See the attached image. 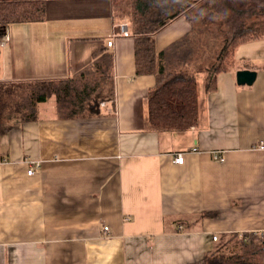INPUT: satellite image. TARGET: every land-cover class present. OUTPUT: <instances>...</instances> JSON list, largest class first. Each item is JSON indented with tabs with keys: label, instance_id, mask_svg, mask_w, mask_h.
<instances>
[{
	"label": "crops",
	"instance_id": "1",
	"mask_svg": "<svg viewBox=\"0 0 264 264\" xmlns=\"http://www.w3.org/2000/svg\"><path fill=\"white\" fill-rule=\"evenodd\" d=\"M112 5L47 0L45 20L0 26V82L70 78L104 46L115 87L98 117L61 120L52 98L0 135V264H199L226 235L264 233V61L196 71L199 125L152 130L157 77L137 75ZM191 28L174 21L157 51ZM243 69L257 71L252 86L236 83Z\"/></svg>",
	"mask_w": 264,
	"mask_h": 264
},
{
	"label": "trees",
	"instance_id": "2",
	"mask_svg": "<svg viewBox=\"0 0 264 264\" xmlns=\"http://www.w3.org/2000/svg\"><path fill=\"white\" fill-rule=\"evenodd\" d=\"M112 4L114 21L127 22L134 39L137 75L157 77L147 100L146 123L152 130L186 132L199 125L201 87L196 71L208 72L213 66L215 75L237 70V48L264 38V4L239 0H112ZM46 7L47 0H0V26L43 21ZM180 18L191 23L190 32L158 52L156 35ZM113 60V53L101 46L91 64L70 78L0 82V135L14 127L12 122L38 120L39 105L52 98L61 120L98 117L102 103L115 100ZM204 62L208 64L202 67ZM199 264H264V233L226 235Z\"/></svg>",
	"mask_w": 264,
	"mask_h": 264
},
{
	"label": "rangeland",
	"instance_id": "3",
	"mask_svg": "<svg viewBox=\"0 0 264 264\" xmlns=\"http://www.w3.org/2000/svg\"><path fill=\"white\" fill-rule=\"evenodd\" d=\"M239 2L242 3H250V4H258V5H262L264 4V0H239ZM105 38V37H104ZM106 39V38H105ZM102 39L101 41L105 40ZM235 59H236V66L238 68V66L242 67V66H252L254 65V63L256 62H262L264 61V38L262 39H258V40H253L251 42H247L244 43L242 45H240L237 48V51L235 53ZM208 64V62H204L201 66L205 67ZM198 65H200L198 63ZM214 67L213 66L211 68L209 72V75L212 73L214 74ZM192 68H194V66H192ZM198 68V66L196 67ZM196 69H192V71H195ZM208 72H203V74L206 76L205 73L208 74ZM204 76V77H205ZM200 79V77H199ZM203 88V85H202ZM55 105L54 104V100H50L48 103L42 104L43 106L46 105ZM220 244V243H219Z\"/></svg>",
	"mask_w": 264,
	"mask_h": 264
},
{
	"label": "built area",
	"instance_id": "4",
	"mask_svg": "<svg viewBox=\"0 0 264 264\" xmlns=\"http://www.w3.org/2000/svg\"><path fill=\"white\" fill-rule=\"evenodd\" d=\"M120 35H124V36H128L129 35V32H128V24L127 23H121L120 25ZM116 37V35L114 36ZM9 41V37L8 35H6L4 37V39L0 42V46H5L7 44V42ZM113 45V40L109 41L108 42V47H111ZM102 105H104V103H102ZM216 158H219L217 155H216ZM177 163H180L182 164L183 161H184V156L183 154H178L176 160H175ZM40 163H37V165H39ZM29 175H31V173H33V169H31L30 171H28ZM104 230L107 232L109 230V227H105ZM213 240L214 241H217L218 240V237L215 235L213 237Z\"/></svg>",
	"mask_w": 264,
	"mask_h": 264
},
{
	"label": "water",
	"instance_id": "5",
	"mask_svg": "<svg viewBox=\"0 0 264 264\" xmlns=\"http://www.w3.org/2000/svg\"><path fill=\"white\" fill-rule=\"evenodd\" d=\"M257 75L258 73L256 70H238L236 72V83L240 86H252L256 82Z\"/></svg>",
	"mask_w": 264,
	"mask_h": 264
}]
</instances>
